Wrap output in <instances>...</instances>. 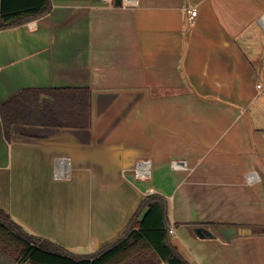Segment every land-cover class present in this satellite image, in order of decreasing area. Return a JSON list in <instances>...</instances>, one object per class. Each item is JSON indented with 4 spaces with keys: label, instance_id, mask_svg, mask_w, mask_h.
I'll use <instances>...</instances> for the list:
<instances>
[{
    "label": "crops",
    "instance_id": "obj_1",
    "mask_svg": "<svg viewBox=\"0 0 264 264\" xmlns=\"http://www.w3.org/2000/svg\"><path fill=\"white\" fill-rule=\"evenodd\" d=\"M52 3L0 29V107L24 88H87L90 122L14 124L7 135L0 113V208L89 255L157 194L190 264H264V0ZM144 159L151 177L136 179ZM201 226L215 235L199 236ZM220 226L242 231L227 240Z\"/></svg>",
    "mask_w": 264,
    "mask_h": 264
},
{
    "label": "trees",
    "instance_id": "obj_2",
    "mask_svg": "<svg viewBox=\"0 0 264 264\" xmlns=\"http://www.w3.org/2000/svg\"><path fill=\"white\" fill-rule=\"evenodd\" d=\"M52 7V0H0V29L37 19ZM0 113L7 135L14 124L86 127L91 93L87 88H24L1 105ZM168 224L166 199L147 195L120 237L89 255H76L27 232L0 208V264H129L152 256L167 264H190L171 242Z\"/></svg>",
    "mask_w": 264,
    "mask_h": 264
},
{
    "label": "built area",
    "instance_id": "obj_3",
    "mask_svg": "<svg viewBox=\"0 0 264 264\" xmlns=\"http://www.w3.org/2000/svg\"><path fill=\"white\" fill-rule=\"evenodd\" d=\"M131 3H135V0H130ZM190 14L193 16L197 15V8L190 7ZM260 21L264 24V14L260 17ZM261 87V85H259ZM187 161L183 159H175L172 161V166L176 169L187 167ZM151 159L138 160L134 165V175L136 179L146 180L151 177ZM56 175L58 177H66L69 175V158L60 157L57 160ZM249 182H255L259 179V174L256 170L248 172L246 175ZM169 234L173 235L175 233L174 226L169 229Z\"/></svg>",
    "mask_w": 264,
    "mask_h": 264
},
{
    "label": "water",
    "instance_id": "obj_4",
    "mask_svg": "<svg viewBox=\"0 0 264 264\" xmlns=\"http://www.w3.org/2000/svg\"><path fill=\"white\" fill-rule=\"evenodd\" d=\"M238 231H242V230H238L236 227H232V226H220L219 227V232L222 236H224L227 240H230L232 238V236L237 233ZM196 232L198 233L199 236H206V235H210V236H214L215 234L208 230L205 227H198L196 229Z\"/></svg>",
    "mask_w": 264,
    "mask_h": 264
},
{
    "label": "rangeland",
    "instance_id": "obj_5",
    "mask_svg": "<svg viewBox=\"0 0 264 264\" xmlns=\"http://www.w3.org/2000/svg\"><path fill=\"white\" fill-rule=\"evenodd\" d=\"M130 264H136V263H134V262H131Z\"/></svg>",
    "mask_w": 264,
    "mask_h": 264
}]
</instances>
